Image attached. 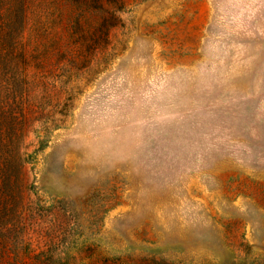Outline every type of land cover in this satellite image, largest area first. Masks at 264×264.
<instances>
[{
    "label": "rangeland",
    "instance_id": "rangeland-1",
    "mask_svg": "<svg viewBox=\"0 0 264 264\" xmlns=\"http://www.w3.org/2000/svg\"><path fill=\"white\" fill-rule=\"evenodd\" d=\"M0 264H264V0H0Z\"/></svg>",
    "mask_w": 264,
    "mask_h": 264
},
{
    "label": "trees",
    "instance_id": "trees-1",
    "mask_svg": "<svg viewBox=\"0 0 264 264\" xmlns=\"http://www.w3.org/2000/svg\"><path fill=\"white\" fill-rule=\"evenodd\" d=\"M100 9L105 10L104 12H108L106 9H104L103 5H100ZM110 14H111V16H112L114 13H112V11H111Z\"/></svg>",
    "mask_w": 264,
    "mask_h": 264
}]
</instances>
